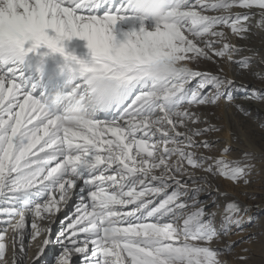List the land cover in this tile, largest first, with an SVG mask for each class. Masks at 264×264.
Wrapping results in <instances>:
<instances>
[{"label":"snow or ice","instance_id":"snow-or-ice-1","mask_svg":"<svg viewBox=\"0 0 264 264\" xmlns=\"http://www.w3.org/2000/svg\"><path fill=\"white\" fill-rule=\"evenodd\" d=\"M168 12L148 30L130 0H0V264H9L10 248L11 264H39L53 242L61 249L54 264L75 256L82 264H229L222 257L235 242L223 238L248 212L228 200L229 189L264 180V154L229 159L227 143L217 154L210 137L221 129L199 109L233 104L236 80L191 65L224 60L243 76L264 64L258 50L234 42L251 38L254 17L264 29V0H168ZM121 21L139 25L123 42L113 34ZM73 37L87 41L90 62L65 51ZM41 47L86 76L68 94L88 98L86 116L69 118L31 94L25 62ZM158 59L182 67L157 83L145 67ZM252 75L264 85V71ZM240 87L244 100L264 105V87ZM77 192L75 213L54 232L44 222ZM220 197L217 223L209 205L219 209ZM29 216L31 240L44 236L32 257L23 239Z\"/></svg>","mask_w":264,"mask_h":264},{"label":"rangeland","instance_id":"rangeland-1","mask_svg":"<svg viewBox=\"0 0 264 264\" xmlns=\"http://www.w3.org/2000/svg\"><path fill=\"white\" fill-rule=\"evenodd\" d=\"M193 2H194V0H193ZM145 22H146L145 23L146 29L152 30V28L154 27L152 22L150 20H146ZM252 25H253V27H252V33L253 34L251 35L250 39L245 40V41H241L239 38H234V42L238 43V44L239 43L244 44L247 47L249 45H251L249 47L259 46V45L264 46V29L257 26L256 17H254L252 19ZM225 30L227 31V29H225ZM113 34L116 36V38L120 37L118 29H114ZM243 42H245V43H243ZM246 42L248 45L246 44ZM256 50H258L259 53L262 52V49H256ZM242 55H252V53L251 52H244V53H242ZM191 66L195 70H203V71H210V72H216L218 70V68H223L224 73H226L230 78L236 79V80L241 81V82H246V81L249 82L248 80H250L249 85L250 86L252 85L251 87H253V86L258 87V85L259 86L262 85L261 82L252 75L253 72L264 71V68L261 66L260 63H255L252 67L251 72H249L243 76L237 75V73L240 70L238 69V67L236 65H232L231 67H229L227 62L224 60H220L219 64L214 63L212 61L201 60L199 65L193 64ZM262 86L264 87V85H262ZM236 92L234 93V95L236 96L235 103L239 104L238 101L240 99H243V97L247 95V92L245 91L244 88H241L240 86L239 87L237 86ZM253 103L254 102H252V104ZM231 105L234 107L233 104H231ZM258 107H260V109ZM258 107L257 108L255 107L257 109V112L254 111V112H252L253 115H249V116H245L242 112L240 113V111H238V109L236 107L234 109V111L236 113H234V112L230 113L231 110L229 108V105H225L223 103L220 105V107H202L199 109V112L202 114L204 119L210 121L211 123H213L215 125H218L221 129L220 131L212 134V135H219V139L216 141L217 142V154H218V150L221 149L225 143H227L228 145H230L232 147V150H233L232 155H230V157L234 158V156L237 155L236 147L239 145V141H236V140H237V138L239 139L240 136H242L241 138H243L245 141L252 143L258 152L260 150H264V125L262 122V121H264V110H263L264 105H262V107H261L259 104ZM261 108L263 111L261 110ZM226 111H229V115H231L234 118V121L236 122V124H235V122H234V124H235L236 131L238 132V133L236 132L237 137L236 136L234 137V134H232L231 130L228 133L226 132L227 133L226 137H223V135H224L223 133H225L226 122H227L225 120ZM239 115H244V118L246 117L245 118L246 120L249 119L250 117L253 120H250V122L249 121L246 122V120L242 117L244 119V121H243V119L240 118L241 116H239ZM240 119L244 122V124H242L243 122H241ZM220 134H223V135L220 136ZM243 136H245L246 139ZM217 183L219 184L221 190H224L225 185L227 184V182L223 181V180L214 181V185ZM247 188H249L250 191L248 189H246L245 192L255 196L256 199H259L261 201L263 210L260 211L259 214L253 215V217H254L253 220L250 217L252 215V213L250 214V216L247 214L244 215L243 223L241 224V226L239 228H237L233 225L232 233L229 236L223 238L225 243L235 242L233 244L234 251L230 255L222 257V259L227 260L229 262V264H244L245 262H246V264L247 263L251 264L252 261L255 262L257 259V257H256L257 253L253 254L254 250L256 249V247L254 245L257 246L258 244H261L264 242L263 241L264 236L262 235V232L260 234H257V233H254L255 230H253L254 227H256V230L260 229L261 231H263V228H264V227H262V225L264 224V182L262 183L261 179H259V178L258 179L254 178L251 185ZM76 194H79V193L77 192ZM233 194L236 195L235 189H234ZM205 197H206L205 193H202L200 196V199H203L205 201L210 199V197H208V198H205ZM237 197L239 199H241L240 196H237ZM249 200L250 199L245 200L244 201L245 204H248ZM68 202L70 203V205L65 210L67 212V214L63 215V214H60V212H58V214H56L55 217H52V222H51L50 226L53 228L54 232H56V233H58L62 227L61 222H64L66 224L68 222L66 220V218H68L67 216H69V214H70V217L73 216V214L75 213V210H76V205L79 203V201H77V198L76 197L73 198V196ZM64 206H66V204H63V207ZM243 206H245V205L243 204ZM247 218L251 219V220L246 222L247 220H245V219H247ZM218 220L220 221V217H219V219L217 218V223H219ZM12 222L15 223V220H13ZM31 222H32V218L29 216L26 228H25L24 233H23V234H29L30 235L28 237L27 241L24 240L25 249H26V251H28L29 257H32L35 254V252L37 250V245L44 239V236L42 235V236L38 237L36 241L31 240V232H32ZM5 226H7V225L0 223V228L5 227ZM8 227H9V231L7 233V236L9 238V242H10L11 237L13 236V232H12L11 227L10 226H8ZM258 241H260L261 243ZM56 245L60 246L59 244H56L55 242H53V244H50L49 247H50V249H52L53 246H56ZM213 246L216 247L217 245H213ZM60 251H61V249H59V251L57 253H54V254L51 252L52 253V255H51L50 250L48 249V253L50 256H48L47 259L50 260V258L52 257L53 260H51V262H48V260L46 261L45 258L42 259V257H41L39 264H47V263L48 264H54V261H55L56 257L58 256V254L60 253ZM11 254L12 253H11V248H10L9 252H8L9 264H11ZM260 254L264 255V253H260ZM240 257H243V258L245 257L247 259L243 263L242 260L240 261ZM252 259H254V260H252ZM73 260H74V264H81V258H78L77 260H75V259H73ZM254 262L252 264H257V262H255V263ZM262 264H264V263H262Z\"/></svg>","mask_w":264,"mask_h":264},{"label":"bare ground","instance_id":"bare-ground-1","mask_svg":"<svg viewBox=\"0 0 264 264\" xmlns=\"http://www.w3.org/2000/svg\"><path fill=\"white\" fill-rule=\"evenodd\" d=\"M237 11H239V9H237ZM256 21H257V18H256ZM114 29H118L119 34H120V37L116 38V39L120 42H123L126 38L124 34L130 33L134 29L138 31L139 25L133 24L131 21H121V22H118L117 25L114 26ZM63 43H64L65 51L67 53H70V54L76 56L79 60L84 61L86 63L91 61L92 57H91L90 50L87 48V41L82 40L79 37H73L71 40H65ZM243 43H245V42H243ZM246 44H247V42H246ZM249 46H251V45H249ZM249 48L254 49V50L262 49V52L259 54L262 58H264V46L259 45V46H252ZM46 53H47V55H45ZM25 63H26L25 73H26L28 81L32 85L31 94L34 95L35 98L40 99L42 102L47 103L49 106H56V107H59L61 109L66 107L65 102L62 99L58 100V98L68 96L69 93H72L75 89H77V86L82 84L86 79V76L82 77L80 75L78 69L75 66L72 69H70L68 67L66 61L64 60V58L60 54L51 53L46 47H41L37 50L36 53L30 54L26 58ZM261 66L264 68V64H261ZM258 72H260V71H258ZM248 81L249 82H247V81L241 82V81L236 80V84L238 87L241 84H244L245 86H247V88H251L252 85L251 86L249 85L250 80H248ZM261 87H263V86L258 85L257 88H261ZM238 103L240 105L244 106L245 108H247L249 110V112L251 113V115H253L252 112H254V111L257 112L256 108L259 106L258 103L254 102L252 104V102L249 103L243 99H240L238 101ZM235 104L236 103L234 102L233 103L234 107L231 104L229 105V108L231 110L230 113H233V112L236 113L234 111ZM260 106L262 107L261 104H260ZM258 108L260 109V107H258ZM261 110H262V108H261ZM97 116L98 117H106V116H108V113L107 112L97 113ZM239 116H241L240 118H242V117L244 118V115H239ZM244 119H243V121H244ZM225 120L227 121V122L225 121L226 122L225 133H223L224 135L220 134V136L223 135V137H226V134L231 130L232 134H234V137L235 136L237 137V135H236L237 131L235 128L236 122L234 121V118L231 115H229V111H226ZM250 120H253V119L250 117L249 119L246 120V122L247 121L250 122ZM243 121L241 120V122H243ZM234 122H235V124H234ZM262 122L264 125V121H262ZM242 124H244V122ZM241 137L242 136H240V138L239 139L237 138V140H236V141H239V145L236 147L237 155L242 154L244 151H253V152L257 153L258 162H259L260 154H264V150H260L258 152L252 143L245 141ZM243 137L245 138V136H243ZM210 138L213 139L214 141H217L219 139V135H212ZM228 158L231 159L230 156ZM198 175H204V173L199 172ZM261 182L263 183L264 180H261ZM226 186H227V184L225 185V187ZM246 189L249 190V188H247V187L246 188L245 187L236 188L235 189L236 195L233 194L234 189H229L228 200L234 198L237 201H239L240 203L242 202L248 208V212L246 214L250 216V214L252 213V215L250 217L253 220L254 219L253 215L259 214V212L262 211L263 208H262L261 201L259 199H256L255 196L246 193L245 192ZM78 195L79 194L73 195V198L76 197L77 201H78ZM205 196H206L205 198L209 197V195L207 193H205ZM237 196H240L241 199H239ZM219 199H220L221 207L218 210L215 209V207L213 205H209V207H211L213 210H216L218 212V215H217L218 219H219L220 215L223 213V205L227 202V200L224 197H220ZM248 199H250L248 204H245L244 201L248 200ZM201 200H203V199H201ZM242 203H241V205L243 206ZM69 205H70L69 202L64 207L62 204L60 214H63V215L67 214V212L65 210L68 208ZM246 214H244V215H246ZM67 217L69 218L70 214ZM68 218H66L67 221H68ZM245 220H247L246 222H248L251 219L247 218ZM51 222H52V217H50L49 220L45 221L44 223L46 225H51ZM262 227H264V224L262 225ZM253 230H255L254 233H257V234H260L262 232V235L264 236V228H263V231H261L260 229L256 230V227H254ZM29 236H30L29 234H23L24 240L27 241ZM258 242H260V241H258ZM49 246L45 249V254L42 255V259L45 258L46 261L48 260V262H51V260H53L52 257H51L52 259L50 258V260L47 259L48 256H50L48 253V249L50 250V254L52 255V253L54 254V253H57L59 251L60 246H57V245L53 246L52 249H50ZM254 246L256 247V249L254 250L253 254L257 253L256 254L257 259L255 262H257V264L264 263V255L260 254V253H264V242L261 244H258L257 246L256 245H254ZM78 258H80V257L75 256L73 259L77 260ZM246 259L247 258L244 257V259H240V261L242 260L244 263L246 261ZM252 260H254V259H252ZM253 262L254 261H252L251 264ZM81 264H82V260H81ZM244 264H246V262ZM247 264H250V263H247Z\"/></svg>","mask_w":264,"mask_h":264},{"label":"clouds","instance_id":"clouds-1","mask_svg":"<svg viewBox=\"0 0 264 264\" xmlns=\"http://www.w3.org/2000/svg\"><path fill=\"white\" fill-rule=\"evenodd\" d=\"M130 5L137 17L150 20L154 27L161 25L169 17L168 0H130ZM180 67L182 65L179 62L158 59L147 65L145 71L159 83L165 78L175 76ZM108 93L113 102H119L120 97L114 84L108 85ZM60 99L66 104L63 110L69 118H80L88 114L87 109L90 101L87 97L74 95L58 98V100Z\"/></svg>","mask_w":264,"mask_h":264}]
</instances>
